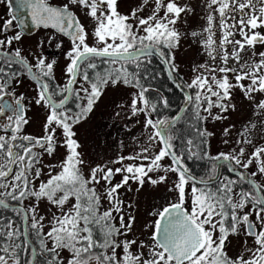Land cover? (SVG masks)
I'll return each instance as SVG.
<instances>
[{"label": "snow or ice", "instance_id": "1", "mask_svg": "<svg viewBox=\"0 0 264 264\" xmlns=\"http://www.w3.org/2000/svg\"><path fill=\"white\" fill-rule=\"evenodd\" d=\"M148 3L149 0H143L141 7L127 16L117 11V0H69L61 7L52 6L48 0H16L17 13L26 11L33 26L51 28L70 37L72 48L66 53L70 62L65 71L69 78L63 87H53L51 83L55 60L46 62L44 57H37L33 65L21 56L18 48L0 51V116L5 117L0 123V210L14 213L27 224L22 233L11 217L5 219L0 215V264H21L18 250L29 248L26 235L29 231L35 235L39 250L31 248L33 259L25 264H64L61 256L64 250L71 254L67 264H264V184L252 179L257 174L264 176V147L255 148L246 162L241 159L246 154L244 147H240L238 152L234 150L214 157L205 152L203 158L213 163L207 178L197 180L184 165V153L177 154L172 143L174 136L170 133L182 115L170 120L147 118L145 128L153 130L147 137V147L135 155L119 157L114 163H121L122 167L115 170L97 166L91 169L87 178L81 171L84 162L77 151L79 145L73 138L72 128L92 110L104 86L122 82L137 88L131 100V113L133 116L139 113L147 116V110L155 111L156 106L145 95L149 89L141 85L138 72H130L128 66H135L138 70L143 64L151 63V57L157 56L166 65L170 78L176 71L172 49L178 46L181 34L175 25L181 14L190 9L180 6L177 0H154L151 14L138 16ZM71 5L87 9V15L96 21L93 36L101 46H89L86 42L87 34L70 10ZM207 8V26L201 32L191 33L193 39L199 38L209 58L208 63L194 68V77L185 85L195 90L194 96H185L188 104L192 105V118L197 121L209 117L221 119L220 115H212V109L227 111L229 105L225 102L231 99L232 90L236 88L254 103L257 115H264V99L256 100L258 93L264 94V51L256 52L257 45L264 46V33L260 31L264 29V0H208ZM13 19L18 20L20 26L26 23L15 14ZM12 23V19L6 20L4 29L7 30ZM20 39L19 32L0 39V49ZM94 58H105L103 62L110 67L103 73L96 72L90 76L88 70L97 68V64L92 62ZM13 64H20L36 81L34 102L47 109L42 136L23 134V127L28 124L24 96L6 91L13 79L21 75L15 70H6L5 65L11 70ZM113 65L118 67H111ZM78 75L84 83L74 89ZM6 95L12 96L13 102L4 100ZM73 98L86 101L76 103L79 111L73 112L67 107ZM164 105L167 107L166 100ZM186 110L181 109V114ZM201 111L207 115L202 116ZM58 129L63 134L59 146L66 148L67 155L59 171L55 174L49 171L48 178L40 180L43 172L37 165L42 164L44 155L52 156L55 152ZM228 131L225 129V134ZM248 132L246 127L241 133L243 139L237 140L238 145L252 143ZM211 135L198 129L200 143L187 140L189 158L199 155L201 144L206 143V137ZM157 142L160 148L153 155L151 147ZM166 157L171 159L167 167L161 163ZM125 160L132 162L124 164ZM224 163L229 164L228 171L235 173L238 179L228 176L220 179L217 169ZM253 163L256 171L250 176L236 167L248 169ZM160 172L165 175H158L157 179L149 175ZM169 172L176 173L178 177L169 189L177 194L176 202L153 213L156 219L151 225L152 243L146 245L140 241L139 250L133 253L131 249L137 245L136 239H118L128 236L135 219L129 216L125 223L118 190L129 181L140 186L146 179L152 185L166 183ZM116 174H121L122 179L112 184ZM37 180H40L38 185ZM101 180L108 185L104 197L110 205L103 212L100 211L101 195L95 187H90ZM241 183L248 188L235 193L238 199H234V188ZM189 184L190 210L186 206L189 199L186 185ZM26 200L35 202L25 206ZM44 200L58 209V213L48 221L47 232H44L46 217L39 214L40 202ZM71 201L74 203L65 211ZM249 204L251 211L243 212ZM113 213L119 214V227L113 223ZM252 215L259 223V229L256 222L250 220ZM241 225L244 234L254 239L255 247L245 249L249 254L247 259L243 255L232 259L225 251V243L230 234L239 233ZM22 235L25 236L23 244L16 243ZM118 249L122 254H118ZM144 249H147V256ZM44 254L47 256L41 261L39 257Z\"/></svg>", "mask_w": 264, "mask_h": 264}, {"label": "rangeland", "instance_id": "2", "mask_svg": "<svg viewBox=\"0 0 264 264\" xmlns=\"http://www.w3.org/2000/svg\"><path fill=\"white\" fill-rule=\"evenodd\" d=\"M48 2L50 4L61 7L64 4L69 3V0H48ZM186 3L188 4L187 8H190L191 12L182 13L175 25L176 30L181 34V38L179 40L178 46L172 49V56L174 57L173 62L176 65V71L172 73V75L176 78L179 84H182V87L186 91V95L194 96L195 90L190 91V89L185 87V85L190 83L192 78L194 77V68L198 67L201 64L208 63L209 58L206 55L205 50L199 43V38L193 39L191 33L201 32L202 29L207 26L208 0H186ZM142 4L143 0H121L120 2H117L116 7L118 12L124 11L122 13H126L127 16H131L132 11L134 9H139ZM9 6L10 5L6 3L5 0H0V39H5L9 36H14L16 32H19L21 36H26L24 39H20L19 41H13L11 46L5 45L4 48H12L13 50L17 48L20 49L21 56H31L29 60H31L32 64H35L33 63L34 59L36 60L37 57L42 56L45 57L46 62H52L54 59H56L57 63L59 64H67L68 59L66 58V53L71 50L72 41L64 35L54 31L53 29L43 28L36 31H31V29L35 30L37 27L34 28V26H31V23H25L24 26H20L19 23L15 21L12 23V25H10L13 27L9 26L7 30L2 29L1 27L4 22L7 20V18L10 17L9 13H12L11 11L7 12ZM147 6L148 8H144L143 11L138 12V16L147 17L148 15H150L152 9L154 8V0H149ZM194 8H198L200 13H194ZM70 10L75 14L80 24L84 27V30L87 34L86 42L89 44V46H101L97 45L95 37L93 36V32L96 27V21L89 15H87V9H83L77 5H71ZM161 15H163L162 12ZM218 22L219 21L217 19L216 23L218 24ZM15 25L18 26V29ZM217 35H219V31H217ZM236 38L238 39L240 37L237 36ZM58 44L60 45L59 48H57ZM101 59L102 58H94L93 60ZM150 59L151 63L156 62L162 68V73L160 74L162 75L161 77H164V80H166L168 84L174 86L160 58L157 56H153ZM146 64L150 63L143 64L142 67H140L138 70L135 68V66L128 67L130 72H138L141 85L149 89V91L146 92L145 95L147 96L151 104H154L156 106L155 111H151L150 108L147 110V114L150 115V118H152L153 120H170L176 117L178 114L182 115L183 118L175 124L174 128L170 133L173 136L175 135L174 131H176L177 128L182 126L184 119L189 121L190 127L193 129L196 128V124L198 123L204 124L206 126L207 132H212V135L208 136V148L206 153L209 156L215 155V153L212 154V151L215 149L214 146L218 144L221 145L226 140L224 137H226L227 134H225V130L223 129L224 126L227 124L224 119L229 118L234 121V119L236 120L237 118L247 117L245 111H243L242 116H240L241 113L237 114V110H234L231 105H229L233 104L234 102L237 103V100L234 99L230 100L229 102H225L229 105L227 110L228 113L221 112L219 109L217 110V108L212 109L213 116L222 115L221 119H223L222 122L225 123L224 125L220 122L221 119L213 120L211 119V117L203 121H197L193 119L192 105L188 104V102L185 100L186 95L183 93H181L183 95V98L180 100V105L182 104V107H178L179 110L177 114H175L174 116L169 115L170 117H167L168 113L167 110H165L166 108L164 103L162 102L160 104L152 92L154 91V88L157 91H154L157 95H159L158 91H160V93H162L163 91L161 92L160 87H158L157 85L156 87L153 86V84L148 85L145 81L142 80L143 71ZM98 67L99 64H97V68ZM109 67L110 66L108 65V68ZM111 67H118V65H113ZM24 70L27 73V70ZM56 71H58V68ZM98 72L103 73L104 70H99ZM95 73L96 72H93L94 75ZM25 75L22 77V80L24 81L23 84L21 83L22 91L20 89V84H18L19 82H17V80L20 79L22 75L13 79L8 88L19 90L22 93L31 92V94L36 98L37 89L33 85L27 83L29 78H27ZM82 83L84 82L81 79V76L78 75L77 84L74 89L79 88ZM176 89L180 91L178 88ZM137 91V88L125 85L122 82H118L115 85L108 83L104 86L102 94L99 99L94 103L92 110L86 115L85 121H80L79 123L73 125L72 130L75 133L73 138L77 141L79 145L77 151L80 154V158L84 162L83 166L81 167V171L83 172L86 178L90 175L91 169L97 166L104 167L105 169L110 167L113 170H115V168L122 167L121 163H114L118 160L119 157H128L135 155L136 153H139L143 147L148 146L147 137L153 131L151 128H145V120L148 117L145 115V113H139L138 115L133 116L130 109L133 93H136ZM262 95L263 94L259 93L256 95L257 102L259 99H261ZM243 102L240 99L238 100V107H240L241 110L246 109V107L242 104ZM185 108H187V110L181 114V109ZM162 109L163 113L160 111ZM30 115L33 116V119L30 120L29 118L28 120V123L30 121V123L27 124L28 131H31L29 129V126L33 127L34 130L36 129L35 134L38 135V137L42 136L44 134L43 127L46 122L47 109H41L37 112L31 111ZM201 115L206 116L207 114L201 111ZM241 124L246 125V119ZM214 131L217 132L218 136L215 135L214 137ZM216 137H220V140L217 138L218 142L216 141ZM221 137H223V142ZM57 140L58 146L56 147V150L53 155H44L42 164L38 165V167H41L43 172V175L41 176L40 180H46L48 178L49 171H52L53 174L59 171V166L67 155L66 148L59 146V143H62L63 141V134L62 130L60 129L57 130ZM172 143L174 145V151H176L177 154H180L182 148L177 142L175 136ZM204 147L205 145L203 143L202 146H200V149L204 150ZM159 148L160 144L158 142L153 144L151 147V154L154 155L155 153H157L159 151ZM201 157L203 159V162H206L202 166H204L203 170H205L206 172L208 171V174L205 173L208 176L211 169V160L203 158V156ZM182 158H184V160H188H186L185 162V167H187L189 173L194 176L193 173L196 170L192 169V162L195 164V161L198 160V162H200V159L195 158V156L189 158V156H187L186 154H184ZM208 160L209 164H207ZM131 162L132 161L125 160L123 163L127 164ZM161 163L163 166L167 167L171 164V159L169 157H166ZM149 175L152 176L153 179H157L158 175H165V173H150ZM166 175V183L152 185L146 179L143 186H140L136 182L129 181L128 185L118 190L119 198L123 202L122 214L125 217V223L128 222L129 216L135 218L132 224L131 232L128 234V236H120L118 237V239H136L137 245H134L131 249L133 253H136L139 250L138 245L140 241H143L146 245H150L152 243L151 225L153 224L156 218L153 213L162 209L165 205H168L169 203L176 202L177 194L174 191H169V189L177 181V174L169 172ZM202 177L205 178L206 176L196 178L197 180H199ZM121 179L122 175L116 174L113 177L112 184L119 183ZM40 180L36 181L37 185L39 184ZM199 186L201 185H198V187ZM90 187H95L97 193L101 195L100 211L103 212L107 210L110 205L107 199L104 197V190L106 187H108V185L103 180H101L99 184L90 185ZM186 190L189 193V199L186 201V206L190 210L191 184L186 185ZM237 192V190H234V199H238L235 195V193ZM34 202L35 201L26 200L24 202V205L27 206L28 204ZM71 203H74V201H71L65 207V211H67V209L71 207ZM243 212H245V209L243 210ZM54 213H58L57 208L51 206L46 200L40 202L39 214L46 217V220L44 222V232L48 231V221L51 220L52 215ZM0 215L3 214L0 212ZM113 216L115 217L113 223H115V225L119 227V214L113 213ZM28 224H30V221H28ZM26 235H28L27 239L29 241V248L25 250L24 253L19 254L21 264H25L27 260L33 259L31 248L36 247L37 250H39L38 242L36 240L35 235L30 231L26 233ZM216 235L218 236L219 233L217 232ZM230 235L228 236L225 243V251L227 255L235 258L243 255L245 259H247L249 254L245 251V249L248 248L249 242L254 243V240L246 237L242 225L238 234H234L232 235V237H230ZM48 246L51 247V244L49 243ZM252 247H255V244ZM117 251L118 254H122V251L120 249H118ZM143 251L147 256V249H144ZM46 256L47 254H44L43 256H40L39 259L43 261L45 260ZM61 256L64 261V264H67V259L70 258L71 254L67 250H64L62 251Z\"/></svg>", "mask_w": 264, "mask_h": 264}, {"label": "flooded vegetation", "instance_id": "3", "mask_svg": "<svg viewBox=\"0 0 264 264\" xmlns=\"http://www.w3.org/2000/svg\"><path fill=\"white\" fill-rule=\"evenodd\" d=\"M5 1H6V3H8V0H5ZM120 1L121 0H117V2H120ZM177 3L180 6H182V7L183 6H188V4L186 3V0H177ZM9 5H11V4H9ZM51 5H53V4H51ZM53 6H56V5H53ZM56 7H59V6H56ZM144 8H148V6L145 5ZM188 9H190V8H188ZM7 12H10V8L9 7L7 9ZM122 12H124V11H120L119 13L121 15H127L126 13H122ZM187 12L190 13L191 9H190V11H187ZM193 12L194 13L195 12L196 13H200L198 8H194ZM9 14H10V17L7 18V20L12 19L13 22H14L12 14L11 13H9ZM3 25L1 27L2 29H4ZM15 26L18 29V26L17 25H15ZM10 27H13V26H10ZM39 29H43V27L42 28L41 27H39V28L37 27L35 30L31 29V31H36V30H39ZM48 29H51V28H48ZM260 31L262 33H264V29H260ZM25 36L26 35L21 36V39H24ZM65 37H67L68 39L71 40L70 37H68V36H65ZM2 50H4V52H9V51H12L13 49L12 48L0 49V51H2ZM261 51H264V46L257 45L256 52L259 53ZM30 57L31 56H24V58H26L29 61V63L32 64L31 60H29ZM54 60L56 62L55 65H54V71H53L54 79L51 81V83H52L53 87H55L57 85H59L60 87H63L66 84V82H67V80L69 78V76L66 73L65 69L67 67V64L70 61L68 60L67 64L65 63V64L62 65V64L57 63L56 59H54ZM0 63H2V57H0ZM33 63H36L35 59L33 60ZM5 68H6L7 71L15 70V71H19L21 73L22 76L20 77V79L17 80V82H19L18 84H20V89L22 88L21 83L22 84L24 83V81L22 80V77L25 74H26L25 76L27 78H29L27 83L33 85L37 89L36 81H34L33 79H31L28 76V74L26 73V71L24 70V68L20 64H13L11 70L7 69L6 65H5ZM57 68H58V71H56ZM33 71L35 72V69H33ZM81 71H83V66L81 67ZM88 72H89V75L91 76L92 75V71L88 70ZM76 84H77V82L73 85V88L76 87ZM192 90L193 89H190V91H192ZM6 91H8V92H13L14 91L16 96H20V95L24 96V104L27 107V111H26L25 115H26V118L28 120H29V118H30V120L33 119V116L30 115L31 111L32 112H37L38 110L45 109L44 107L35 104V102H34L35 101V97L31 94V92L22 93L21 92L22 89H21V91H19V90L10 89V88H7ZM59 98L60 97H57V99H59ZM3 99L8 101V102H10V103L13 102V97L12 96L6 95ZM234 99L237 100V103L234 102L233 104H229V105H231V107L234 110H237V112H236L237 114L241 113L240 116H242V114H243L242 112L245 111L246 114H247V117L246 118H237L236 120L234 119V121L232 119H229V118L227 119L225 117L226 119H224V121L226 122L227 125L224 126L223 130H225L226 128L229 129V131L227 133V136L224 137L226 140H225V142H223V137H221L223 144H221V145L218 144V145L214 146L215 149L212 151V154L215 153V155H213V157H214V156L219 155L220 153H225V154L233 153L234 150L236 152H238L240 147H244L246 154H245V157H242L241 159H242V162H246L247 157L251 155V153L255 150V148L264 147V115H257L256 114L254 103L252 101H250L249 99H247L244 96V94L240 91V89H238V88L232 90L231 99L230 100H234ZM239 99L242 102L244 101L242 104L246 107V109L241 110L240 107H238V100ZM261 99H264V94L262 95ZM229 101H226V102H229ZM76 103H86V101H75V99L73 98V101H71L67 107H70L73 110V112L79 111V109L76 108ZM217 110H218V108H217ZM225 113H228V112L225 111ZM218 114H220V113H218ZM220 116H222V115H220ZM0 119H1L0 123H2V122H4L5 117L4 116H0ZM245 119H246V123L247 124L246 125L241 124ZM222 120L223 119H221L220 122L224 125L225 123L222 122ZM80 121L84 122L85 118L80 120ZM29 123H30V121H29ZM253 124L255 125L254 128L251 127V125H253ZM182 126H190L189 123H188V120L184 119V121L182 123ZM240 126H242V127H240ZM246 127L249 128L248 138L251 139L252 143L251 144H239L238 145L237 144V140L243 139V137L241 136V133L244 131V129ZM241 128H243V129H241ZM29 129L31 131H28V127H27V125H25L23 127V134H28V135H32V136L38 137V135L35 134L36 129L34 130V128L30 127V126H29ZM198 129L201 130V131H204V130L207 131L206 126L204 124L198 123V124H196V128H195V134L196 135L193 138L192 137H190V138L186 137L185 138V140H186L185 142H187V140H189V139H193V140L196 141V143L199 144L200 143V138L197 136V130ZM210 133L212 134L211 131H210ZM215 135L218 136L217 132L214 131V137H215ZM217 138L220 140V137H216V141L218 142ZM207 142H208V137H206V143H204V145H205L204 150L200 149L199 150V155L195 156V158L200 159L199 163L201 164V167L198 170L199 172L198 171H197V173H196V171H194V173L192 172L194 174V176L197 177V178L201 177V176H206L205 178H207L208 171L206 172L205 170H203L204 166H202L206 162H203V159L201 157V156H203V153H205L207 151V148H208ZM201 146H202V144H201ZM227 147H229V148H227ZM181 152H183L184 154L189 156V154H187V144L186 143H185V148L184 149L182 148ZM182 159H183V162H184V165H185V162H186L187 159L186 160H184V158H182ZM195 162H198V160H196ZM212 163H213V161H210V166H212ZM207 164H209V160L207 161ZM228 167H229L228 163H224L222 166L218 167L217 173H218L220 179H222L224 176H228L231 179H238V177L236 176L235 173H232V172L228 171ZM236 167H237L238 171L243 172V173H245V175H249V176H250V174L252 172L256 171V164L255 163L250 165L248 169H243V168H240L239 166H236ZM205 173H207V174H205ZM252 179L255 180L257 183L264 184V176H261L260 174H257V176L252 177ZM209 187H214V185H209ZM247 188H248V185L241 183V184H238L234 188V190H237L239 192V191H241V189L247 190ZM249 211H251V205L250 204L245 207V212H249ZM0 212L3 214L2 216L5 219H7L8 217H11L16 222V224L19 226V228H20L22 233L25 231V228L27 227V224L23 220H21L20 217L16 216L14 213H12L10 211H7V210H0ZM250 220H252L253 222H256L255 221V216L254 215L250 216ZM256 226H257V229H259L260 225H259L258 222H256ZM232 235H234V234H231L230 237H232ZM27 237H28V235H27ZM248 238L249 239H253L252 237H248ZM24 239H25V236L22 235L15 242L23 244ZM253 245H254V243L249 242L248 248H253L252 247ZM18 252H19V254L24 253L25 249L22 247L21 249L18 250ZM229 257L232 258V259H235V257H231V256H229Z\"/></svg>", "mask_w": 264, "mask_h": 264}, {"label": "trees", "instance_id": "4", "mask_svg": "<svg viewBox=\"0 0 264 264\" xmlns=\"http://www.w3.org/2000/svg\"><path fill=\"white\" fill-rule=\"evenodd\" d=\"M144 67V66H143ZM162 73V68L160 65L156 62L146 64L144 71H143V77L142 80L146 82V84H153V86L160 87V90L162 93L159 92V95H157L154 91L153 95H155V98L158 100V102L161 104L164 101H167V107H165L167 110V117L174 116L178 112V107L180 108L182 104L180 105V100L183 98V95L181 92H179L175 87H173L171 84H168L166 80H164V77H161L160 75ZM163 88V89H161ZM157 92V91H156ZM161 96V97H160ZM163 96V99H162ZM180 105V106H179ZM161 112L163 111L160 110ZM163 113V112H162ZM173 113V115H172ZM170 115V116H169ZM189 118V116H188ZM189 123V121H188ZM190 125V123H189ZM174 136L176 137L177 142L180 144L181 148H185V138L188 137H194L195 129L191 128L190 126H181L174 131ZM195 141V140H194ZM196 142V141H195ZM187 154H189L187 152ZM201 164L199 162H196L195 164L192 162V169L196 170V172L200 169ZM199 172V171H198Z\"/></svg>", "mask_w": 264, "mask_h": 264}, {"label": "water", "instance_id": "5", "mask_svg": "<svg viewBox=\"0 0 264 264\" xmlns=\"http://www.w3.org/2000/svg\"><path fill=\"white\" fill-rule=\"evenodd\" d=\"M13 14H15V15H17V16H21L24 20H25V22L26 23H31V26H33L32 25V22H31V18H30V16L27 14V12L26 11H24L23 13H17L16 12V3L13 5ZM17 22H18V20H16ZM34 28H36L35 26H34ZM163 65H164V67L166 68V65L164 64V63H162ZM167 70V69H166ZM168 72V71H167ZM169 74V73H168ZM171 80H172V82H173V84H174V86L176 87V88H178L180 91L179 92H181V93H183V94H185L186 95V91L184 90V88L181 86V87H177V85L179 84V82L176 80V78L172 75L171 76V78H170ZM180 85V84H179ZM185 107V106H184ZM180 113V112H179ZM179 115V114H178Z\"/></svg>", "mask_w": 264, "mask_h": 264}, {"label": "bare ground", "instance_id": "6", "mask_svg": "<svg viewBox=\"0 0 264 264\" xmlns=\"http://www.w3.org/2000/svg\"><path fill=\"white\" fill-rule=\"evenodd\" d=\"M97 59H100V58H97ZM104 59L105 58H102L101 60H93L94 62H96V64H99V67L97 69L91 70V71L98 72L99 70H105L106 68H108V64H105L103 62ZM93 72H92V75L91 76H94ZM180 85L182 86V84H180Z\"/></svg>", "mask_w": 264, "mask_h": 264}]
</instances>
